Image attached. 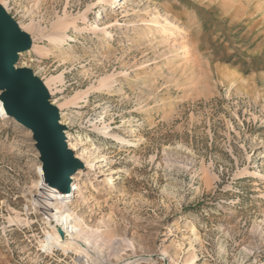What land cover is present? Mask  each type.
Here are the masks:
<instances>
[{
	"label": "rangeland",
	"instance_id": "1",
	"mask_svg": "<svg viewBox=\"0 0 264 264\" xmlns=\"http://www.w3.org/2000/svg\"><path fill=\"white\" fill-rule=\"evenodd\" d=\"M109 1L0 0L32 44L13 67L45 87L80 164L69 209L90 249L43 248L41 153L0 115V264H264V0H121L100 16Z\"/></svg>",
	"mask_w": 264,
	"mask_h": 264
},
{
	"label": "water",
	"instance_id": "2",
	"mask_svg": "<svg viewBox=\"0 0 264 264\" xmlns=\"http://www.w3.org/2000/svg\"><path fill=\"white\" fill-rule=\"evenodd\" d=\"M25 47V41L15 25L0 9V89L11 118L21 122L34 133L45 178L66 189L71 177L80 169L67 150L58 114L46 103L43 87L26 71L13 68L15 52ZM63 237V232L59 231Z\"/></svg>",
	"mask_w": 264,
	"mask_h": 264
},
{
	"label": "bare ground",
	"instance_id": "3",
	"mask_svg": "<svg viewBox=\"0 0 264 264\" xmlns=\"http://www.w3.org/2000/svg\"><path fill=\"white\" fill-rule=\"evenodd\" d=\"M120 5H121V0L119 2H117V0L106 2L105 6L107 8L105 10H103V8H99L98 14H101L100 16H102L105 11L113 9L115 7L117 8ZM94 20H95L94 22L90 23L88 29V32L91 33V35L93 36L97 34L99 28V20L97 18L96 19L94 18ZM74 27H75V23L73 21L67 23L64 29L60 32V34H58L56 37H51L50 39L51 43L59 46L63 45L65 40L68 38L69 33L74 29ZM157 27H158V22L156 20L152 21L147 26H142L141 33L138 36V39L134 41V43H139L143 41L144 39L143 34H151L155 31ZM23 39L25 41V47L22 50L15 52L16 59L17 57H19L18 55L19 52L25 51L31 48L32 46L31 41H29L27 37ZM13 68L15 70V67ZM43 89L45 91L46 97H49L45 87ZM3 95L0 96V115L2 116L3 119H10L11 117L9 116L8 111L6 109V105L3 101ZM17 122H15V124L22 127L23 124L19 121ZM60 127L63 128L62 126ZM121 142L122 145L129 144V141L126 138L122 139ZM39 177H40L39 182L37 183L38 189L39 191H41V194L39 195L40 196L44 195V197H41L43 198V201H39L40 198L37 199L38 204L45 210L46 212L45 214H47L48 223L50 224L49 226L53 231V233L46 240V243L42 245L43 248L46 250V252L47 251L49 252L56 246L58 247L66 246L67 249L69 250L72 249L83 255H85L87 252L89 253L90 250L89 243L86 239H83L81 237V232L79 228L80 226L75 221L73 217V213L69 209L70 208L69 204L76 197V193L79 190L77 183H75V179L71 177L70 182L68 183L66 189L62 188L58 184L50 183L45 178L43 165L42 167L39 168ZM106 178L108 185L109 183L115 181L116 178L118 177H116V175L111 173ZM39 195L38 197H40ZM59 231L63 232V237L59 234ZM191 231H193V229H191ZM85 258H87V261H89L88 256ZM129 264H142V260H136Z\"/></svg>",
	"mask_w": 264,
	"mask_h": 264
}]
</instances>
